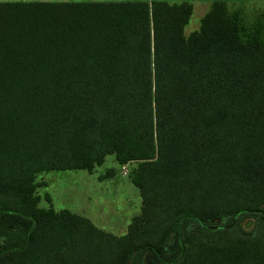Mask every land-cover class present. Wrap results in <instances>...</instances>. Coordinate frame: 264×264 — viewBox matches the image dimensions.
<instances>
[{
  "label": "trees",
  "instance_id": "1",
  "mask_svg": "<svg viewBox=\"0 0 264 264\" xmlns=\"http://www.w3.org/2000/svg\"><path fill=\"white\" fill-rule=\"evenodd\" d=\"M235 1L185 36L187 0H0V264H264V9ZM106 155L124 234L37 206V173Z\"/></svg>",
  "mask_w": 264,
  "mask_h": 264
},
{
  "label": "rangeland",
  "instance_id": "2",
  "mask_svg": "<svg viewBox=\"0 0 264 264\" xmlns=\"http://www.w3.org/2000/svg\"><path fill=\"white\" fill-rule=\"evenodd\" d=\"M187 1L192 11L183 28L185 36L198 28L200 18L212 0ZM226 1H229V6L239 3ZM240 5L246 26L261 18L258 14L264 9V0H243ZM260 26L263 33L264 22ZM121 165L125 166L124 169ZM130 169L128 163L119 164L113 155H106L90 171L70 169L37 173L34 190L38 199L37 206L54 211L67 209L85 217L95 227L120 236L125 233L130 220L140 213V196L130 180ZM190 229L195 228L191 226ZM150 260L151 256L146 252L141 256L140 264H148Z\"/></svg>",
  "mask_w": 264,
  "mask_h": 264
},
{
  "label": "built area",
  "instance_id": "3",
  "mask_svg": "<svg viewBox=\"0 0 264 264\" xmlns=\"http://www.w3.org/2000/svg\"><path fill=\"white\" fill-rule=\"evenodd\" d=\"M124 167H125L124 165H121V168H122V169H124ZM123 173H125V172L123 171Z\"/></svg>",
  "mask_w": 264,
  "mask_h": 264
},
{
  "label": "water",
  "instance_id": "4",
  "mask_svg": "<svg viewBox=\"0 0 264 264\" xmlns=\"http://www.w3.org/2000/svg\"><path fill=\"white\" fill-rule=\"evenodd\" d=\"M131 165H134V163H131Z\"/></svg>",
  "mask_w": 264,
  "mask_h": 264
}]
</instances>
